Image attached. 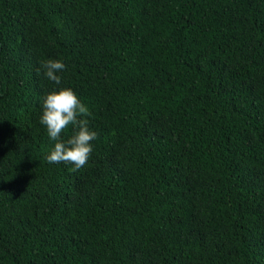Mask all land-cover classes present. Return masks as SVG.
Masks as SVG:
<instances>
[{
  "label": "trees",
  "instance_id": "16d2710c",
  "mask_svg": "<svg viewBox=\"0 0 264 264\" xmlns=\"http://www.w3.org/2000/svg\"><path fill=\"white\" fill-rule=\"evenodd\" d=\"M0 264H264V0H0Z\"/></svg>",
  "mask_w": 264,
  "mask_h": 264
},
{
  "label": "clouds",
  "instance_id": "9594fccd",
  "mask_svg": "<svg viewBox=\"0 0 264 264\" xmlns=\"http://www.w3.org/2000/svg\"><path fill=\"white\" fill-rule=\"evenodd\" d=\"M42 67L49 81L59 85L61 75L66 71V64L59 60H46ZM43 113L40 123L46 127L47 135L56 141L54 149L47 156L50 164L68 163L74 165L72 172L79 171L87 165L93 152L92 141L98 138L95 131L90 130L87 117L91 114L88 107L72 89L53 91L43 98ZM69 126L79 130L66 142L61 134Z\"/></svg>",
  "mask_w": 264,
  "mask_h": 264
}]
</instances>
